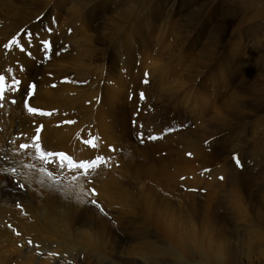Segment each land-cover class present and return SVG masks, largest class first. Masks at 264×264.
<instances>
[{
	"label": "rangeland",
	"instance_id": "rangeland-1",
	"mask_svg": "<svg viewBox=\"0 0 264 264\" xmlns=\"http://www.w3.org/2000/svg\"><path fill=\"white\" fill-rule=\"evenodd\" d=\"M67 4L57 7L52 0H0V45L19 31L17 40L24 47L23 52L0 47V72L7 77L6 69L11 68L12 75L21 81L16 93H6L0 108V149H4L0 156H8V161L0 159V167H8L10 162L17 170L14 177L0 173V264H264L263 202L258 205L246 200L245 216H238L233 223L226 220L237 232L223 230L217 234L216 220L202 218L203 209L189 199L190 195H200L211 196L213 202L234 200L227 198L228 184L220 179L219 159L225 154L215 157L216 164L210 156L198 163L193 155L196 145L209 146L201 137L220 123L226 112L238 120L247 107L235 98L224 105L220 97L209 102L204 96L216 98L227 91L230 82L251 85L262 79L252 74L240 80L236 75L240 61L227 57L221 42L208 49L212 56L198 68L193 80H185L192 63L190 50L201 51L213 44L206 42L202 29L216 27L224 40L237 39L245 48L241 51L242 64L256 55L264 45V0H67ZM120 13L128 17L119 23ZM87 17L91 28L82 23ZM175 19L178 21L174 23ZM142 20L145 22H138ZM74 33L76 38L85 37L83 44L70 37ZM41 39L51 42L46 54ZM258 58L264 71V60ZM75 59L81 67L74 64ZM145 79L146 84L142 82ZM29 82L35 85L28 97L29 106L49 115H30L23 109L24 86ZM139 92L145 93L142 102ZM48 95L51 97L44 99ZM112 95L118 105L111 111L113 118L106 116L104 104ZM11 98L17 101L15 105L7 102ZM215 108L224 110L219 117ZM117 117L123 118L115 131H109V123ZM260 118V122L249 119L223 130L227 137L217 144L221 150L233 147L236 140H242L245 147L229 151L228 159L232 153L241 162L255 154L262 156L264 114ZM69 120L73 123H64ZM37 126L44 150L64 152L75 160L103 154L110 158L109 166L91 171L88 184L83 177L73 180L74 171H61L58 164H52L49 170L60 174L53 184L39 172V161L31 159L27 151L14 156L10 150L13 145L8 143L19 132L27 136L15 146L27 142ZM167 128L172 131L165 132ZM137 131L144 132L143 142L137 138ZM149 133L159 138L148 140ZM90 136L99 137L96 149L82 143ZM127 144L162 147L155 157L168 160L148 161L144 166L121 150ZM109 145L115 150L109 151ZM136 156L143 158L140 153ZM151 168L156 175L151 174ZM261 178L264 183V175ZM82 187L95 189V197L90 198L102 205L107 214L102 215L115 234L105 227L103 218L89 220L84 213L86 203L79 202ZM53 188L62 189L66 195ZM141 201L145 211L140 208ZM158 216L173 227L186 229L190 238L184 233L182 243L170 241L160 228ZM98 229L105 235L103 240ZM119 237L126 246L139 250L145 261L122 246ZM152 247L158 253L155 258L145 251ZM53 252L57 255H49ZM217 255L228 256V262H217Z\"/></svg>",
	"mask_w": 264,
	"mask_h": 264
},
{
	"label": "bare ground",
	"instance_id": "bare-ground-1",
	"mask_svg": "<svg viewBox=\"0 0 264 264\" xmlns=\"http://www.w3.org/2000/svg\"><path fill=\"white\" fill-rule=\"evenodd\" d=\"M52 3L54 4V6H57V7L58 6L62 7V6L68 5L67 0H52ZM129 11H130V9L127 10V13ZM118 15L119 16H118L117 22H119L122 19H126L128 17V15H125L123 13H120ZM90 16L91 15H89L88 17H90ZM88 17L84 18L82 20V23L84 26L91 28V21H90L91 19H89ZM176 21H178V19L173 20L174 23ZM138 22H145V20L138 21ZM174 25H176V24H174ZM202 31H204L203 36H205L206 42L207 43H213V44H211L208 48L201 50V51L200 50L198 51L197 48H195L196 51H194V48H192L193 51H192V49L190 50L188 58L192 59V63L188 64V66H190V70L187 71V75L185 76L186 81H188V82L192 81L194 76L197 75L196 71L198 70V68H202V66H204L206 64V62L210 59V57L212 56V52H210V50H208V49L212 48L213 46L218 45L221 42L224 43V46H225L224 53L226 54V56L230 57L231 59L240 61L239 65H237V67H236L237 68L236 75L240 76V80L246 79L252 74L257 75V76L261 77V79H262L261 80L262 82H259L258 80H256L251 85H248L245 82H242L239 85H235L233 82H230V83H228L229 86L225 88L227 91L225 93L220 92L218 95H216V98H211V97H208L207 95L204 96L206 99H208L209 102L213 101V100L217 101V98L220 97L223 99L222 104H224V105L231 98H235V99L241 101L243 104H245V106L247 108L243 109L238 120H233L230 117V112H226V117L222 118L220 123L214 124L212 130L209 133L202 135L201 138L204 137V139H202V140H205V141L207 140L209 142L208 143L209 146H205V148H201V147H198V145H196L197 150L194 151V155H193V160L198 161V163L205 161L206 158L208 156H210L213 160V164H216L217 163L216 158L219 159V157L222 154H225L224 156H222L219 159V162L222 161V163H221L222 169L221 170L223 173V175H222L223 180H225L226 183L228 184L227 198L233 197L234 200H221L219 202L218 201L213 202L211 200V196L204 197V196H200V195H190L189 199H192L196 205L200 206L203 209L202 218H204L205 220H216L215 224H216V228H217L216 229L217 234H221L223 232V230H227L231 234H235L237 232V230L235 228L229 227L227 225L226 220L230 221L231 223H233V221L234 222L238 221V220L235 221V219H238L237 218L238 216L243 215L242 212L244 210V206H245L244 202L246 200L247 201H253L255 204H258V205H260L261 202L264 203V186H263L264 183H263L262 178H261V175H264L263 174L264 173V169H263L264 168V153L259 158L257 157L258 154H255L256 156L254 155L251 158L252 161H251V159L250 160H247V159L244 160V162H242V168L243 169L241 168L242 170L241 169L238 170L239 168L237 169L234 166V164L231 162V160L228 159L229 157H227V156H228L229 151H232V150L240 147L241 145H242L241 151L243 149H245L244 144L242 143L243 141L242 140H236V144L233 147H230L228 149H222V150L219 148L220 146H217V144H219V141H222V137H223L224 141L226 140L227 134H226V132H223V130L226 129L227 127H230L232 125L236 126L239 122L245 123L249 119H254V118H258V120L260 122V119H261L260 117L264 114L263 113L264 112V96H263L264 95V71L260 70V61L258 58V57H260L264 60V45H261L259 47L258 52L255 53L256 55L251 60H248L245 64H242L241 61L243 59V56L241 54V51L245 52V48H244V46H241L239 44L237 39H234L231 42L224 40V38L222 36H220L221 35L220 30L216 27H210L207 30L202 29L201 32ZM70 37H73V39H75V41H77L78 44L82 43L85 39V37L76 38V33H74V36H70ZM72 43H74V42H72ZM144 48H146L148 51L150 50L149 46L144 47ZM84 51H86V50H84ZM87 51H89V50H87ZM142 51H145V50L143 49ZM193 52H195L196 56L195 55L193 56ZM170 53H171V51H169L167 54H170ZM75 55L76 54L74 53V56ZM61 58H63V57H61ZM59 62L60 61H57V63H59ZM63 62L67 63V60H63ZM89 63L90 62H88L87 64H89ZM74 64L78 65V67L79 66L81 67V63L77 60ZM255 68H257V69H255ZM232 73H235V70L232 71ZM120 96H121V93H120ZM50 97L51 96L48 95V96H45L44 99H48ZM107 99H108V97H107ZM116 99H117V97L112 95L104 103L107 106L106 116H110L111 118H113L111 111H112V109H116L118 107V105L116 104ZM205 104H207V103H202V105H205ZM113 105H115L114 108H112ZM211 109H213V108H211ZM215 109L217 110V112L216 113L214 112V113L218 117H219V112L224 111L223 109H217V108H215ZM13 114H14L13 116L15 118H17L18 120H21V118L18 115H16L15 113H13ZM122 118L123 117H117L116 120H113L112 122H110L109 124L111 125L112 129H110L109 131H112V132L115 131L114 129H115V126H117L116 124H118V122L120 120H122ZM258 125H260V124H258ZM119 126H120V124H119ZM238 132L241 133V131H238ZM109 142H113V141L109 140ZM162 149H163L162 147L153 146V145H149V144H145L144 146H142V145L139 146L137 144H127V145L123 146L121 150L125 154H130L131 157L134 159V161L140 162L144 166H146L148 164V161H159V163H160L163 159L168 160V157L163 158L159 155H158V157H155V156H157V153ZM139 153H140L141 157L143 156V158H138L136 156ZM150 153L153 154V156H149ZM14 156H18V154L14 155ZM189 162H192V160H189ZM187 166L190 167L191 163L187 162ZM150 171H151V174L156 175V172H153L152 168ZM154 200H156V199H154ZM145 202H147V200ZM140 208L142 209V211H145V205H144L143 201L140 202ZM225 211H226V213H225ZM84 213L87 215L89 220H95V219H102L103 218L105 227L110 229V227H111L110 221L107 220L99 212V210L95 208V206H93L89 203H86L84 206ZM260 215H261V218L264 222V204L260 207ZM243 216H245V214ZM158 221H159V225H160L161 230L165 233V235L168 237V239L170 241L182 243L181 237L184 233L187 234L188 239L190 238V234L186 229H184L182 227H173L171 225V223H165L161 219V217H159V216H158ZM145 225L147 226L148 224L145 222ZM148 226L150 227V225H148ZM178 230H179V232L177 233ZM110 233L115 234V231L113 229H110ZM99 234H100L101 239L103 240L105 235L103 234V232L101 230H99ZM119 241H120V244L122 246L126 247L128 250H130L131 252L138 255L139 258H141V261H145V258L142 256V254L140 253L139 250H136L134 248L126 246L123 239L120 237H119ZM160 243H161V241H160ZM142 247H145V246H142ZM149 248H147L145 251L151 253L154 258L157 257L158 256L157 251L155 250L156 251L155 252L153 247H152L153 249H149ZM164 250H166V249H164ZM203 250H204V245L202 243H200V251H203ZM215 259L217 260V262H220V263L222 261L228 262V260H229L228 256H221V255H217L215 257ZM135 263H137V260H135Z\"/></svg>",
	"mask_w": 264,
	"mask_h": 264
},
{
	"label": "snow or ice",
	"instance_id": "snow-or-ice-1",
	"mask_svg": "<svg viewBox=\"0 0 264 264\" xmlns=\"http://www.w3.org/2000/svg\"><path fill=\"white\" fill-rule=\"evenodd\" d=\"M55 23V21H53ZM48 31L51 32L52 29L49 27ZM69 33L71 32V29H68ZM20 35V32L18 31L16 34L12 35L10 39L7 40L6 43H3L0 45L5 50L11 49L13 47L19 48L21 52L24 51L23 45L17 40V37ZM40 44L43 46V49L45 51V54L47 53V50L50 49L51 47V42L48 39H41ZM29 55L31 53H28ZM21 71H23V68L21 67ZM6 72L8 76L2 72H0V108H3V102L6 100V93H16L20 88H21V81L17 79L14 75H12V69L8 68L6 69ZM148 73H145V77H147ZM10 77V79L8 78ZM143 83H148L147 79L142 81ZM35 85L31 82L27 83L24 88L26 95L23 97V109L28 113V114H39V115H49L47 112L41 111L39 108L36 107H31L29 106L28 102V97H31L33 95V89ZM131 98V97H130ZM138 99L139 101H144L145 100V93L144 92H139L138 93ZM8 103L15 105L17 101L14 98L8 99ZM151 109H147L146 111H150ZM139 112V107L137 108L136 112L133 113V116L137 115ZM64 123H73V121H65ZM135 121H133V124L135 125ZM143 124L139 125V128L143 129ZM41 129L39 126H37L34 129L35 134L31 135L30 138L27 140V142H20L18 144V147L15 146V143L17 140H20L21 137L27 136L26 133L19 132L12 140H9L8 143L13 145V147L10 149L11 152L16 155V154H24L27 151V154L31 159L37 160L40 162V167H39V172L44 174L50 181L55 183V180L59 178L60 174L54 171L49 170V165L52 164H58L59 168L61 171L67 170L69 172L74 171L73 175V180L77 179V177H83L85 181L90 184L91 181L87 179L88 175L90 174L91 171L97 169L100 166H109L110 158L104 156L103 154H97L93 157H89L87 159H80V160H75L73 157L67 155L64 152H52V151H47L42 148L40 138H39V133ZM165 132L172 131V129L167 128L164 130ZM144 132L143 131H137L136 136L138 139L143 142V137H144ZM158 135L154 133H149L147 135L148 140H156L158 139ZM99 140V137L96 136H90L87 139H83L82 143L88 146L89 148L96 149L97 148V141ZM205 145H207L209 142L206 140ZM109 151H114L115 149L113 148L112 145L108 146ZM0 151H4V149H0ZM186 155H191L190 153H187ZM231 160L235 163V166L237 168L242 167V162L238 158L236 153L231 154ZM0 159H3L5 161H8V156H0ZM28 167H35V165H27ZM16 168L10 166L8 167H0V173L8 174L11 176L16 175ZM207 171V169L205 170ZM220 179H223V177H220ZM13 183H17L15 180ZM19 188H23V184H17ZM54 192L59 193L60 195H66V193L63 192L62 189H52ZM194 191V189H192ZM82 196L79 200L81 203H89L93 206H95L96 209L100 211L101 214L107 215L104 212V209L102 205L98 203L95 199H91L90 197H95L96 192L94 188L87 187V188H81L80 189ZM17 208H21V204L17 203L16 204ZM11 227V226H9ZM12 231L19 236L20 233L17 232L14 228ZM27 243L29 245L33 244V241L28 240ZM35 247L37 249L40 248L39 244H36ZM37 255H39V252H37ZM51 256L57 255V253H49Z\"/></svg>",
	"mask_w": 264,
	"mask_h": 264
}]
</instances>
